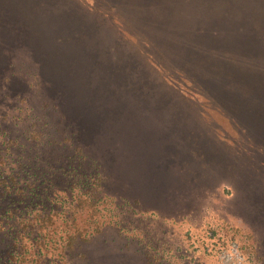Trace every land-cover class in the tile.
Instances as JSON below:
<instances>
[{"label":"rangeland","instance_id":"374dc122","mask_svg":"<svg viewBox=\"0 0 264 264\" xmlns=\"http://www.w3.org/2000/svg\"><path fill=\"white\" fill-rule=\"evenodd\" d=\"M85 1L97 11L107 5ZM177 1L168 21L157 16L160 0H139L133 15L157 36L202 20L208 9L206 0ZM200 3L205 7L197 15ZM83 7L79 0H0V124L20 128L18 117L33 106L57 140H64L66 125L99 164L104 190L121 214L135 200L141 208L134 222L124 213L126 230L105 226L78 243L76 264H227L226 250L206 238L213 227L226 237L235 233V255L244 258L229 264L249 257L264 264V0L212 1V29L235 21L233 39L226 40L227 32L212 36L216 44L224 41L208 49L201 88L168 74L175 101H159L158 94L138 101L135 86L126 90L127 100L112 95L89 64L113 44L119 56L124 47L137 56L142 38L124 34V20L115 23L123 33L83 32ZM200 237L208 246L195 248Z\"/></svg>","mask_w":264,"mask_h":264},{"label":"trees","instance_id":"16d2710c","mask_svg":"<svg viewBox=\"0 0 264 264\" xmlns=\"http://www.w3.org/2000/svg\"><path fill=\"white\" fill-rule=\"evenodd\" d=\"M105 1L107 5L97 11L99 8H95L94 4L79 0L87 11V18L79 22L84 24L83 32L91 31L92 36L96 32L109 36L111 30L112 35L124 32L128 36L136 34L142 38V49L137 56L125 47V54L119 56L120 51L113 44L102 60L94 59L89 64L94 72L101 71L105 87L119 99L121 94H125L124 99L127 100L129 94L126 90L135 86L134 90L142 96L138 101L156 94L158 97L155 99L159 101L178 100L167 86V76L171 71L175 72L178 80L201 88L199 84L211 64L208 49L213 48L212 43L220 47L224 41L216 44L212 36H219V40L225 38L227 32L226 40L233 39L231 30L235 28V21L232 26H225L220 31L212 29L213 0H206L208 9L202 20H193L181 26L184 29L157 36L141 25L143 17L133 15L141 8L139 0ZM160 1L163 2L159 4L157 16L171 20L180 3L177 0ZM187 2L184 0L182 5ZM220 2L228 6L229 0ZM248 3L239 6L242 8ZM204 7V3L199 4L197 15ZM240 7L237 9L240 10ZM221 17L223 19V14ZM65 19L70 21L68 15ZM121 20L126 23L123 25L125 28L122 27L123 32L115 24ZM204 35H207L205 39ZM236 42L240 44V41ZM215 57L218 60L221 55ZM262 69L263 66L260 77L264 76ZM157 71V78H154L153 74ZM254 92L253 96L259 98L257 88ZM27 108L24 119L18 117L22 120L20 128H17L19 131L0 124V264H76L80 255L76 252L78 243L88 241L105 226L126 230L122 219L124 213L128 220L134 222L133 218L141 214V208L137 207L135 200L132 204L136 206L125 209L121 214L120 204L104 190V177L99 164L77 145L72 133L67 132L66 125L62 134L64 140L59 141L51 134L50 121H41L43 113L39 115L33 106ZM124 202L128 200L123 198ZM206 233L214 248L217 244L222 251L226 250L223 261L227 264L234 263L235 258H244L242 252L235 255V251H240L235 233L228 234L229 239L215 227L207 229ZM198 240L192 241L191 245L195 248L208 246L204 238ZM244 263L254 264L251 257Z\"/></svg>","mask_w":264,"mask_h":264}]
</instances>
